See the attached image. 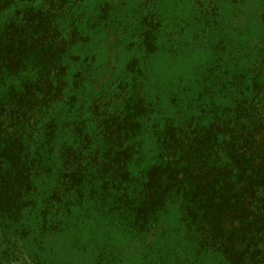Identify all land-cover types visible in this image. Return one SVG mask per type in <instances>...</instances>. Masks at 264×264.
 Here are the masks:
<instances>
[{
    "label": "trees",
    "instance_id": "16d2710c",
    "mask_svg": "<svg viewBox=\"0 0 264 264\" xmlns=\"http://www.w3.org/2000/svg\"><path fill=\"white\" fill-rule=\"evenodd\" d=\"M20 1L0 0V16ZM20 12L18 20L0 27V227L17 226L26 194L56 168L59 179L45 203L46 216L58 221L63 211L91 202L96 209L108 205L126 213L147 232L176 206L199 254H219L217 264H264V59L254 75L232 74L228 64L209 75L210 87L195 93L186 108L188 119L155 127L158 161L140 178L135 138L152 113L150 103L140 90L120 86L89 108L101 119L96 145L93 132L79 124L77 143L58 147L66 108L79 99L66 62L82 33L75 0H50L44 10ZM67 23L77 27L65 33ZM147 46L156 52L154 44ZM24 71L37 76L4 94L7 74ZM221 74V86L213 87ZM227 94L232 105L216 101ZM106 106L113 111L102 115ZM55 152L65 155L60 167L51 163ZM4 260L1 255L0 264Z\"/></svg>",
    "mask_w": 264,
    "mask_h": 264
},
{
    "label": "rangeland",
    "instance_id": "374dc122",
    "mask_svg": "<svg viewBox=\"0 0 264 264\" xmlns=\"http://www.w3.org/2000/svg\"><path fill=\"white\" fill-rule=\"evenodd\" d=\"M48 1L21 0L2 12L0 27L18 20L20 11L46 9ZM75 19L82 33L76 52L66 53V62L67 80L79 99L76 107L66 108L58 147L77 143L79 124L93 132L96 145L101 119L89 108L127 84L131 93L133 87L140 90L152 111L135 138L140 141L134 163L140 178L158 161L156 128L188 119L192 113L186 108L195 103V93L210 87L209 75L217 76L225 64L232 74L254 75L264 59V0H75ZM63 27L68 33L77 26ZM36 76L35 71L9 73L2 92L22 90L26 80ZM221 76L213 79V87L221 86ZM216 101L232 105V94ZM112 111L106 106L102 115ZM49 157L60 167L65 155L55 152ZM58 173L55 168L38 178V189L25 196L24 216L17 226L0 227L4 264H217L222 260L219 254H199L176 206L147 232L132 225L126 213L108 205L96 209L91 202L63 211L58 221L46 216L45 203Z\"/></svg>",
    "mask_w": 264,
    "mask_h": 264
}]
</instances>
